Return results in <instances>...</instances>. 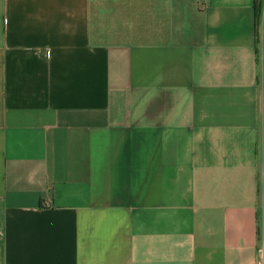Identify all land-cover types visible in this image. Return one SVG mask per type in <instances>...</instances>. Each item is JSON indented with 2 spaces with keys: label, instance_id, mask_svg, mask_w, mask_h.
I'll return each mask as SVG.
<instances>
[{
  "label": "crops",
  "instance_id": "crops-1",
  "mask_svg": "<svg viewBox=\"0 0 264 264\" xmlns=\"http://www.w3.org/2000/svg\"><path fill=\"white\" fill-rule=\"evenodd\" d=\"M252 6L0 0V264H264Z\"/></svg>",
  "mask_w": 264,
  "mask_h": 264
},
{
  "label": "trees",
  "instance_id": "trees-1",
  "mask_svg": "<svg viewBox=\"0 0 264 264\" xmlns=\"http://www.w3.org/2000/svg\"><path fill=\"white\" fill-rule=\"evenodd\" d=\"M261 0H253V14H254V25H256V22L258 20V12H259V5Z\"/></svg>",
  "mask_w": 264,
  "mask_h": 264
},
{
  "label": "built area",
  "instance_id": "built-area-1",
  "mask_svg": "<svg viewBox=\"0 0 264 264\" xmlns=\"http://www.w3.org/2000/svg\"><path fill=\"white\" fill-rule=\"evenodd\" d=\"M258 251H259V255H260L261 258H262V254H263L262 248H260Z\"/></svg>",
  "mask_w": 264,
  "mask_h": 264
}]
</instances>
